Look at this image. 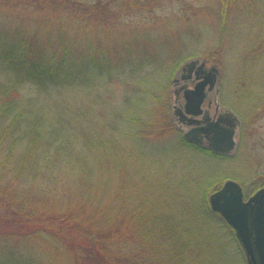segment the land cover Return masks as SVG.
<instances>
[{
    "label": "trees",
    "instance_id": "trees-1",
    "mask_svg": "<svg viewBox=\"0 0 264 264\" xmlns=\"http://www.w3.org/2000/svg\"><path fill=\"white\" fill-rule=\"evenodd\" d=\"M0 1V264H44L38 250L42 245L53 247L57 236L73 234L72 239L104 245L129 227L132 232L128 234L137 236L142 246L149 239L151 250L158 254L161 250L166 258L178 256L176 244L171 247L168 242L173 238L187 253L196 239L184 230L181 218L172 221L173 213L157 214L151 209L146 215L144 203L127 205L121 189L117 210L105 202L113 168L124 172L120 163L130 156L122 137L134 138L133 148L137 139L148 144V138L160 137L154 119L144 121L149 112L142 99L126 96L123 112L116 113L97 92L107 93L108 84L117 80L140 79L151 65L150 58L131 62L130 56L124 57L128 66L117 65L109 48L99 42V32L115 20L106 7L114 0H97L91 7L74 5L73 0ZM237 2H218L222 33L226 13ZM33 7L55 14L44 22L32 21ZM61 9L69 10L70 16L61 17ZM223 44L220 40V47ZM153 78L146 79L147 84ZM79 91L92 94L93 100L75 109L64 101V94ZM98 99L102 110L93 108ZM162 108L169 109L167 103ZM109 112L119 114L117 119L110 118ZM172 131L181 150L224 158L187 143ZM219 181L204 183L201 207L228 227L206 201L208 193L220 187ZM145 226H153L157 233L148 230L147 235ZM68 239H62L64 244Z\"/></svg>",
    "mask_w": 264,
    "mask_h": 264
},
{
    "label": "rangeland",
    "instance_id": "rangeland-1",
    "mask_svg": "<svg viewBox=\"0 0 264 264\" xmlns=\"http://www.w3.org/2000/svg\"><path fill=\"white\" fill-rule=\"evenodd\" d=\"M129 1L114 0L106 5L115 20L108 29L99 32L98 40L109 48L117 65L128 66V58L124 61L128 56L131 62L139 57L150 58L151 65L144 69L140 79L117 80L108 84L107 93L105 90L97 92L102 94L103 101H110L116 113L123 112L126 96L142 99L143 107L149 112L144 121L148 117L154 119L155 133L160 137L148 138V144L147 140L137 139L136 148L130 145L134 138L122 137L130 156L125 158L126 163H120L125 173L119 167L113 168L105 202L113 203L117 210V194L121 189L128 199L127 205L136 201L144 203L142 209L146 215L152 209L157 214L173 213L172 221L181 218L186 223L184 230L196 241L188 246L186 253L179 248L177 238H173L175 243L168 242L171 247L176 244L174 251L177 250L178 256L166 258L161 250L160 254L151 250V240H146V246L145 243L142 246L137 236L128 234L129 227L124 235L104 245L72 239L73 234L60 235L53 247L42 245L38 253L44 264H246L232 231L215 215L202 209L201 190L204 183L209 184L211 180H220V186L229 179L242 187L247 198L264 186V0H238L226 13L223 33L220 0ZM73 2L91 7L98 1ZM31 10L35 11L29 14L32 21L44 22L55 14L45 8ZM58 13L63 18L70 16L67 9ZM220 40L224 41L222 47ZM196 56L208 61L207 68L215 65L222 70L220 104L231 109L241 121L242 126L236 134L237 149L231 159L181 150L173 137L171 119L165 120L170 110L163 111L162 106L168 104L167 98L169 103L174 100L172 80L180 66ZM151 72H155L156 77H149ZM151 78L153 81L147 84L146 79ZM102 85L100 88L104 89ZM64 97L75 109L93 100L92 94L80 91L64 94ZM102 106L98 99L92 107L102 110ZM116 115L119 114L108 113L110 118ZM211 193L206 196L207 202ZM111 198L117 199L109 201ZM144 229L147 235L148 230L157 233L153 226ZM60 232L64 234L65 230ZM175 232L178 235V228ZM68 236L64 244L62 239Z\"/></svg>",
    "mask_w": 264,
    "mask_h": 264
},
{
    "label": "water",
    "instance_id": "water-1",
    "mask_svg": "<svg viewBox=\"0 0 264 264\" xmlns=\"http://www.w3.org/2000/svg\"><path fill=\"white\" fill-rule=\"evenodd\" d=\"M207 62L195 57L186 60L178 69L172 80L174 100L169 103L168 99L167 104L170 119L184 141L231 157L237 149L236 134L242 126L241 121L231 109L221 106L219 79L222 71L215 65L207 68ZM213 113L219 114L216 120ZM208 204L233 230L246 263L264 264V188L245 199L240 185L227 180L209 195Z\"/></svg>",
    "mask_w": 264,
    "mask_h": 264
},
{
    "label": "flooded vegetation",
    "instance_id": "flooded-vegetation-1",
    "mask_svg": "<svg viewBox=\"0 0 264 264\" xmlns=\"http://www.w3.org/2000/svg\"><path fill=\"white\" fill-rule=\"evenodd\" d=\"M213 92V91H212ZM211 93V92H210ZM210 93H208L209 95H210ZM213 94H215V91H214V93ZM211 96V95H210ZM209 100H211V97L209 98ZM212 101H209V103H211ZM219 116V114H217V113H213V119L214 120H216L217 119V117ZM222 121H224L223 119H221Z\"/></svg>",
    "mask_w": 264,
    "mask_h": 264
},
{
    "label": "snow or ice",
    "instance_id": "snow-or-ice-1",
    "mask_svg": "<svg viewBox=\"0 0 264 264\" xmlns=\"http://www.w3.org/2000/svg\"><path fill=\"white\" fill-rule=\"evenodd\" d=\"M222 196L225 195V194H221Z\"/></svg>",
    "mask_w": 264,
    "mask_h": 264
}]
</instances>
